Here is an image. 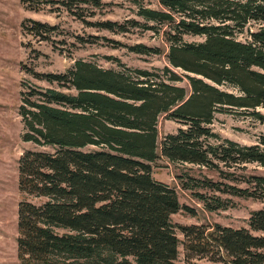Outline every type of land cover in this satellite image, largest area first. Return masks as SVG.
I'll list each match as a JSON object with an SVG mask.
<instances>
[{"label":"trees","instance_id":"1","mask_svg":"<svg viewBox=\"0 0 264 264\" xmlns=\"http://www.w3.org/2000/svg\"><path fill=\"white\" fill-rule=\"evenodd\" d=\"M158 3L160 11L139 7L145 24H131L154 31L169 26L171 68L115 71L77 60L65 73L27 71L48 87L26 82L20 94L22 141L36 149L18 160L19 264H175L180 244L186 260L264 264V210L251 213L248 229L173 224L171 216L189 208L151 168L158 148L170 162L205 167L224 179L227 169L264 168V135L245 146L209 128L216 113L264 109V27L248 31L245 42L238 39L248 24L264 25V0ZM22 30L48 41L55 28L28 19ZM185 35L203 41L188 43ZM132 51L153 52L144 46ZM184 79L188 90L178 86ZM162 114L182 127L158 146ZM251 116L264 124L259 112ZM252 180L264 191L263 177ZM205 186L264 198L211 181ZM196 198L209 211L224 208L218 198L210 207L203 195Z\"/></svg>","mask_w":264,"mask_h":264},{"label":"rangeland","instance_id":"2","mask_svg":"<svg viewBox=\"0 0 264 264\" xmlns=\"http://www.w3.org/2000/svg\"><path fill=\"white\" fill-rule=\"evenodd\" d=\"M139 7L162 10L158 0H0V264H19L17 209L23 195L18 190V160L24 151L36 149L33 144L22 141L23 125L18 114L22 85L30 82L48 87L27 71L65 73L77 60L115 71L171 68L167 60L170 44L166 33L169 26H158L157 31L132 26V21L141 25L146 23L138 15ZM28 19L55 28L48 41H38L23 32L22 24ZM105 22L116 26L113 30L104 29L100 24ZM259 27L264 25L248 24L239 35V41L245 42L247 32L256 31ZM183 40L199 43L203 38L185 35ZM136 46H144L153 52L135 53L132 48ZM178 86L188 90L185 79ZM253 112L264 116V109L229 110L216 113L209 128L221 139L252 146L264 135V124L251 116ZM181 127L180 123L168 120L166 114L160 115L157 122L158 146L165 135L175 134ZM209 141L216 143V139ZM157 153L158 158L151 163L153 178L172 188L180 205L189 208L172 215L173 224L206 227L218 224L248 229L251 213L264 210V198L255 194H264V191L252 180V177L264 178L263 167L247 164L227 169V178L224 179L205 167L170 162L160 156L159 148ZM209 181L246 189L255 195L247 197L216 192L205 186ZM197 194L203 195L209 207L218 203L217 198L220 199L224 208L209 211L196 198ZM178 237L183 239L179 234ZM178 250L175 264H221L199 257L186 260L181 244Z\"/></svg>","mask_w":264,"mask_h":264}]
</instances>
